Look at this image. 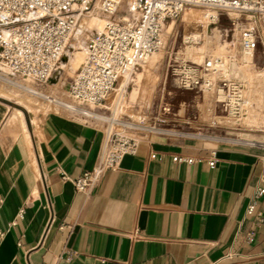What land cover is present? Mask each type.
<instances>
[{"label": "crops", "instance_id": "1", "mask_svg": "<svg viewBox=\"0 0 264 264\" xmlns=\"http://www.w3.org/2000/svg\"><path fill=\"white\" fill-rule=\"evenodd\" d=\"M248 23L264 37L262 20ZM238 40L226 25L208 29L205 52L236 58ZM251 60L252 79H262L264 65ZM251 102L264 119V91ZM103 139L101 127L75 116L49 114L34 126L0 96V264H264V197L246 215L264 154L251 140L264 141V130L238 140L148 134L85 196L74 178L93 168ZM176 154L196 161L175 162Z\"/></svg>", "mask_w": 264, "mask_h": 264}, {"label": "built area", "instance_id": "2", "mask_svg": "<svg viewBox=\"0 0 264 264\" xmlns=\"http://www.w3.org/2000/svg\"><path fill=\"white\" fill-rule=\"evenodd\" d=\"M123 1H97L98 8L108 16L107 22L102 31L87 35L86 59L76 70L67 90L70 102L66 103L71 106L67 109L80 116L82 122L99 126L104 131L95 165L74 178L76 191L85 196L91 194L106 172L120 168L124 156L137 152L140 141L148 135L140 134V131L149 130L151 134L170 132L174 136L196 134L149 127L143 122L140 124L146 127H139L132 125L133 121L117 116V113L102 116L95 112L98 107L110 109L107 101L113 92L119 93L122 82L132 79L136 70L155 52L166 47L167 27L193 7L209 11V23L224 16L235 26L259 19L264 22V0H126L128 15L120 17L117 14ZM94 4L93 0H0V74L27 80L37 86L52 82L78 30L80 19L93 11ZM201 40V32L196 30H190L184 37V43L188 45ZM260 43L264 49V37L256 27L249 25L242 30V54L252 57ZM182 55L175 54L169 64V74L177 88L212 93L215 102L231 117L240 116L253 107L244 83L226 76L225 58L209 56L197 61ZM118 93L110 103L115 105V109L122 102L126 90L115 103ZM98 118L107 120L105 128L93 122ZM115 126H119V130ZM251 143L264 146V141L251 140ZM156 157L155 153L151 154V158ZM261 158L262 170L246 207V215L252 214L264 197V154ZM173 161L191 163L196 159L176 154ZM208 162L210 166L215 165L214 158ZM63 177L66 178L67 174L64 173ZM135 235L140 236L139 231ZM252 239L253 234H249L248 240ZM74 253L68 251L67 258L70 259ZM233 255V252H228L224 258Z\"/></svg>", "mask_w": 264, "mask_h": 264}, {"label": "rangeland", "instance_id": "3", "mask_svg": "<svg viewBox=\"0 0 264 264\" xmlns=\"http://www.w3.org/2000/svg\"><path fill=\"white\" fill-rule=\"evenodd\" d=\"M97 1L98 0H93V3H95L93 11L80 19L78 30L72 37L69 46L59 63L56 78H54L52 82L44 86H37L30 81L18 79L1 72L0 96L5 97L10 104L22 110L28 121L31 120L34 126H37L40 121L49 114L59 113L75 116L77 118L80 117L67 109L69 104L66 102H70L67 90L76 70L86 59L87 35L89 32L92 33L98 31L97 23L100 19H108V16L96 7ZM208 13L210 12L198 7L186 10L174 23H172L173 25L171 29L167 27L165 34L167 40L166 47L155 52L149 58L147 63L136 70L132 79H130L127 89V85L125 86L126 93L124 94V98L119 107L115 109V105H110L112 99L118 93L113 92L106 104L110 109L98 107L95 108V112L102 116H113L117 113V116L123 119L136 123L143 122L149 127L156 126L162 129L196 133L195 136L201 138H210V136H212L210 139L213 140H218L220 138L238 140L240 137H243L244 133H255L264 130V119L256 116L255 107L245 110L244 112L247 115L244 116L243 112L240 115L242 118L238 120L239 123L234 125L212 123L210 121L211 113H216L223 117H229L233 121L239 116H229L223 111L221 106L215 102V99L211 111L208 107V99L209 95L212 93L203 91L205 94L202 95L203 92L200 90L177 88L170 77L169 64L175 54H183L182 56L197 61L209 57L211 54L205 52L204 48L207 40V30L220 28L222 25H226L227 27L234 29L239 38L236 58L230 57L227 60L225 59L229 66L226 76L238 79L244 83L246 95L250 102L259 96L260 91H264V76L262 79H252L253 74L251 73V70H247V63H245V58L248 56L242 54L239 48L242 30L248 27L249 23L242 22L235 26L225 18H221L214 23H209L210 18L208 17ZM117 15L120 17L128 15L126 0H124L119 7ZM84 17H88L89 23L88 25L82 26V20ZM190 30L201 32L202 40L197 44L188 45L184 43V37L189 34ZM198 49L203 53L201 56L194 57L188 53V51L195 52V50ZM78 54L81 56V59L76 64L75 58ZM251 61L253 68L264 65L263 46L253 54ZM138 73L143 74V79L138 85V95L136 99L132 101L130 98L131 92L135 85ZM33 90L36 92H32ZM119 95L120 94L118 93L115 98V103L117 102ZM198 95L203 96V108H200L199 103L196 101L195 96ZM182 101L184 103V108L180 107ZM164 107L167 109L164 110ZM188 116H196V120L190 122L184 121V118ZM93 122L104 128L107 125V120L102 118L94 119ZM119 128V126H115L116 130H119ZM140 134H151V132H149V130H142L140 131ZM167 135L174 136V134L170 132L167 133ZM248 140L250 141V139Z\"/></svg>", "mask_w": 264, "mask_h": 264}, {"label": "bare ground", "instance_id": "4", "mask_svg": "<svg viewBox=\"0 0 264 264\" xmlns=\"http://www.w3.org/2000/svg\"><path fill=\"white\" fill-rule=\"evenodd\" d=\"M99 5H98V3H97V5H96V7H98ZM106 22H107V19L106 20H104V19H100L99 21H98V23H97V30H98V32L99 31H102L103 29H104V27H105V24H106ZM88 23H89V20H88V17H84L83 18V20H82V26H84V25H88ZM172 28V25H170V27H169V29H171ZM223 53V52H222ZM222 53H212L210 56H222L223 58H225V56L222 54ZM83 56V55H82ZM81 59V56L78 54L77 56H76V58H75V63L77 64L78 62H79V60ZM226 59V58H225ZM252 59V57L251 56H248V57H246L245 58V63H247V62H249L250 60ZM153 60V59H152ZM227 60V59H226ZM228 70H229V66H228V64H227V61H226V65H225V69H224V71H225V74L228 72ZM136 75V74H135ZM142 76V73H138L137 74V77H136V79H139L140 77ZM130 79L131 78H127L126 80H124L123 82H122V85H121V88L119 89L120 90V92H119V94L120 95H122L124 92H125V86L129 83V81H130ZM12 83V82H11ZM14 85V84H13ZM19 85V84H18ZM20 87V86H19ZM30 91V90H29ZM32 92H36V91H32ZM203 92V91H202ZM36 94V93H35ZM120 95H119V97H120ZM115 101V100H114ZM165 106V105H164ZM71 106L69 105L68 106V108H70ZM116 118V117H115ZM238 118H240V116L239 117H237V118H235V119H238ZM230 118L229 117H223V116H220V115H213L211 118H210V121L212 122V123H215V124H223L224 122H227V120H229ZM132 125H137V126H139V127H146V125H141L140 123H138V124H135L134 122L133 123H131Z\"/></svg>", "mask_w": 264, "mask_h": 264}]
</instances>
